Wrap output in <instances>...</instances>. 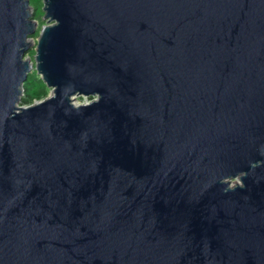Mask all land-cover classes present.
Segmentation results:
<instances>
[{
    "label": "water",
    "instance_id": "1",
    "mask_svg": "<svg viewBox=\"0 0 264 264\" xmlns=\"http://www.w3.org/2000/svg\"><path fill=\"white\" fill-rule=\"evenodd\" d=\"M35 12L0 0V264H264V0Z\"/></svg>",
    "mask_w": 264,
    "mask_h": 264
},
{
    "label": "trees",
    "instance_id": "2",
    "mask_svg": "<svg viewBox=\"0 0 264 264\" xmlns=\"http://www.w3.org/2000/svg\"><path fill=\"white\" fill-rule=\"evenodd\" d=\"M30 4L32 5L35 11L40 10L42 5V0H30ZM40 16H41V12L39 16L35 17V19L39 21V25H42L43 22L41 21ZM37 34L38 33L35 34V37L37 36ZM47 95H48V88L46 87L44 82L39 78V76L35 72H33L28 76L27 80L23 83V97L21 104L22 105L32 104L34 101L43 99ZM79 99L81 101L84 100L83 97H79Z\"/></svg>",
    "mask_w": 264,
    "mask_h": 264
},
{
    "label": "rangeland",
    "instance_id": "3",
    "mask_svg": "<svg viewBox=\"0 0 264 264\" xmlns=\"http://www.w3.org/2000/svg\"><path fill=\"white\" fill-rule=\"evenodd\" d=\"M40 12H41V16H40V19H41L42 15H43V12H42V5H41L40 10H36V12H35V17L39 16V15H40ZM41 23H42V22H41ZM41 23H40V24H41ZM33 53H34V51H31V52L27 53V54L25 55V57H27V58H32V57H33ZM85 102H87V99H84L83 101H81L79 98H77L76 101H75L76 104H79V103H85Z\"/></svg>",
    "mask_w": 264,
    "mask_h": 264
}]
</instances>
